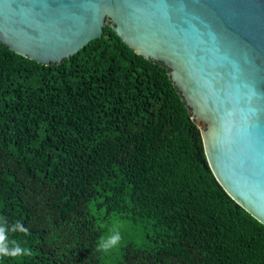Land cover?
Here are the masks:
<instances>
[{
  "label": "trees",
  "instance_id": "obj_1",
  "mask_svg": "<svg viewBox=\"0 0 264 264\" xmlns=\"http://www.w3.org/2000/svg\"><path fill=\"white\" fill-rule=\"evenodd\" d=\"M168 71L108 23L58 63L0 42V218L31 253L0 264H264Z\"/></svg>",
  "mask_w": 264,
  "mask_h": 264
},
{
  "label": "water",
  "instance_id": "obj_2",
  "mask_svg": "<svg viewBox=\"0 0 264 264\" xmlns=\"http://www.w3.org/2000/svg\"><path fill=\"white\" fill-rule=\"evenodd\" d=\"M107 23L168 67L215 178L264 224V0H0V42L45 64Z\"/></svg>",
  "mask_w": 264,
  "mask_h": 264
},
{
  "label": "clouds",
  "instance_id": "obj_3",
  "mask_svg": "<svg viewBox=\"0 0 264 264\" xmlns=\"http://www.w3.org/2000/svg\"><path fill=\"white\" fill-rule=\"evenodd\" d=\"M15 231L26 232L27 229L24 228L20 222L9 226L6 220L0 218V257H17L31 254L30 250L9 240L8 234ZM119 240V233L116 232L107 237V239L101 238L98 248L107 251L109 248L116 246L119 243Z\"/></svg>",
  "mask_w": 264,
  "mask_h": 264
}]
</instances>
